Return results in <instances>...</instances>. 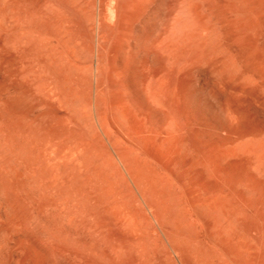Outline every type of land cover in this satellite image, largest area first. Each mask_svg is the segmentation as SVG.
I'll return each instance as SVG.
<instances>
[{"label":"rangeland","instance_id":"1","mask_svg":"<svg viewBox=\"0 0 264 264\" xmlns=\"http://www.w3.org/2000/svg\"><path fill=\"white\" fill-rule=\"evenodd\" d=\"M0 264H264V0H0Z\"/></svg>","mask_w":264,"mask_h":264},{"label":"bare ground","instance_id":"2","mask_svg":"<svg viewBox=\"0 0 264 264\" xmlns=\"http://www.w3.org/2000/svg\"><path fill=\"white\" fill-rule=\"evenodd\" d=\"M141 4V3H140ZM113 11V13H116V10H112ZM111 13V12H110ZM128 18V17H127ZM120 22V21H119ZM133 23H135V18L133 17V18H131L130 20H129V25L130 26H132V24ZM128 25V26H129ZM129 26V27H130ZM122 26H120V27H117V28H113L115 31H116V33H117V35L120 37V38H122L123 40H125V41H127V42H131L132 41V36H131V30H129V29H126V28H121Z\"/></svg>","mask_w":264,"mask_h":264}]
</instances>
